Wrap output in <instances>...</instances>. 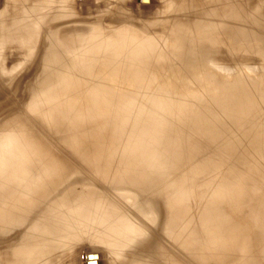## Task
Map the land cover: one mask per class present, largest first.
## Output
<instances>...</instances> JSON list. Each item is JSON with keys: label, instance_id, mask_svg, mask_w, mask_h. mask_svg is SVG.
Returning <instances> with one entry per match:
<instances>
[{"label": "rangeland", "instance_id": "1", "mask_svg": "<svg viewBox=\"0 0 264 264\" xmlns=\"http://www.w3.org/2000/svg\"><path fill=\"white\" fill-rule=\"evenodd\" d=\"M41 1L0 0V31L6 39L19 35L21 18L48 11L55 51H63L55 56L54 96L74 102L69 107L58 103L61 108L56 106L51 122L30 109L42 47L29 53L20 42L10 41L0 60V129L10 144L22 149L35 146L44 158L37 164L65 166L69 184L59 186L62 181H57V188L52 186L57 193L53 196L51 189L50 200L57 201L70 188L77 193L72 201L88 196L92 204L96 197L122 208L145 231L142 237L136 235L140 242L134 250L141 251L144 243L146 264H172L179 230L181 264H231L243 256L240 244L246 254L243 251L237 264L264 263V252L257 251L264 245V0H53L45 7ZM119 29L125 30L120 39L132 41L125 45V40H113L110 36ZM94 33L105 36L94 39L98 36ZM66 50L74 59L81 51L86 56L76 63H59L68 55ZM101 87L113 94L105 96L109 98L103 102L105 115L99 111L103 107L98 98L91 109L85 107L90 92ZM131 141L137 146L130 147ZM123 161L124 165L135 161L146 172L149 166L157 171L171 168L151 191L140 194L141 200L133 190L109 184L105 172ZM127 192L138 197L137 204L127 202ZM141 206L146 210L141 212ZM261 226L258 244L255 232L258 235ZM19 234V228H8L7 263H13L11 250ZM69 239L73 241L51 243V248H59L49 255V263L97 264L101 256L100 264H126L122 260L132 256L128 250L125 257L119 253L121 258L116 257L119 254L113 258L110 249H100L89 236ZM91 251L97 254L87 255ZM254 258L258 263L251 262Z\"/></svg>", "mask_w": 264, "mask_h": 264}, {"label": "bare ground", "instance_id": "2", "mask_svg": "<svg viewBox=\"0 0 264 264\" xmlns=\"http://www.w3.org/2000/svg\"><path fill=\"white\" fill-rule=\"evenodd\" d=\"M51 1H53V0H42L40 2V4L42 3V7L43 6L45 7V6H47V4L51 5V3H50ZM39 6H41V5H39ZM48 7H49V5H48ZM30 10H32V9H29V11ZM23 11H25V10H23ZM41 11H43V10H41ZM7 12H9V11H7ZM47 13H48V11L45 14H44V12L43 13H34V14L30 13L31 15L28 14V16H26L25 18H21V19H24V21H20L17 24L18 28L21 30L19 35L11 34L9 36V39L5 38V36L1 33V31H2L1 30L0 31V60L4 57L3 56L4 47L10 41H18V42H20L21 45H23V47H25V48L27 47L28 48L29 53L32 52V51H35V49L39 45H40V47H42V50H40V51H42L41 52L42 56H40V58L42 57L40 59L41 60L40 62H42V63H40L41 71H40V73H38L37 79H35L34 86H36V89L34 91L35 94L33 95V99L34 100L33 99H32V101L30 100L31 102H30L29 106H30V109L35 110L38 114L42 115L45 119H47L49 122H51V121H55L54 119H55V113H56V106H57L58 103H61L60 105H68V107H69V106H72V101L74 102V100H72L70 98L69 99H67V98L66 99L65 98L56 99L55 96H54L55 91H54V87L53 86H55V85H53V80H54V78L56 76V71H57L55 69V66H54V61L56 60L55 56L57 54H58L57 57L61 56L63 51L61 53H58L57 50L55 51V47H54V44H53V40H54V38H53V35H54L53 28H51V26H50L51 24L49 22L50 21L49 19L51 17H49L48 16L49 14H47ZM25 14H27V13H25ZM25 14H23V15H25ZM51 15H53V14H51ZM19 16L22 17L21 15H19ZM54 17H56V16H54ZM54 19L55 18H53V20ZM12 30H13V28H12ZM80 30L83 31L81 28H80ZM80 30H77V31L81 32ZM127 30L129 32V29H127ZM93 31H95V30H93ZM124 31L122 29H119L115 33H112V35L110 37L113 40H115V39L119 40L120 38L123 37V35H124L123 32ZM131 31H133V30H131ZM247 32H249V31H247ZM94 34L98 35L94 39H97L99 37L102 40V37L105 36V35H102L101 33H94ZM81 37H83V36H81ZM81 37H79V38H81ZM132 39L135 41V38L133 36H132ZM120 40H123V42L125 40L126 41L125 45L128 44L129 41H132V40H127V39H120ZM125 45H123V46H125ZM145 45L148 48L150 47V45L148 43H146ZM145 45L143 44L144 47H146ZM137 46L140 47V48H144L142 46V44H137ZM84 49H86V47H84ZM66 53H68V51ZM80 53L81 54H78V55H81V56H79V58L76 57L75 59L73 58L72 54L68 53L67 56L58 59V62L59 63H67V62H69V60H73L74 63L79 62L81 57L86 56V54H84L85 52L81 51ZM117 53L119 54V52H117ZM125 53L126 52H120L121 55H125ZM131 55H134V54H131ZM102 56L103 55H101V58H102ZM105 56H107V55L105 54ZM107 60H109V59H106V58L103 59V61H107ZM3 62H5V60ZM0 64H2V63L0 62ZM3 67L5 68V66H3ZM5 70H2V71H5ZM7 71L10 72L11 70L10 71L7 70ZM14 71L12 72L13 74H14ZM4 73H6V72H2V74H4ZM5 75L7 76V74H5ZM91 77L96 78L98 76L92 75ZM7 79H8V77H7ZM82 83H84V82H82ZM88 83H89V81H88ZM97 84L99 86L98 82H97ZM79 85H81V83ZM102 88L103 87H101V89H98L96 91H92L91 90L92 92H90L91 94L90 93L89 94L92 97L90 98V100H88V101L86 100L88 102V105L86 104L85 107H89V109H91L92 108L91 107L92 106V102L96 101L95 98H98V100L101 101L102 107H103V102H106V100L109 99V98L107 99V97H105V96L111 97L113 94L112 95L109 94L110 91H107L106 89L102 90ZM66 89H65V91H66ZM67 91H68V89H67ZM71 91H72V89L70 90V92ZM112 93H114V92H112ZM51 94H52V96H51ZM57 94L60 95L59 92H57ZM82 94H80V96ZM82 97H81V99H82ZM76 99H77V97H76ZM76 102H78V101H76ZM83 102H85V101H83ZM161 105L163 106V104H161ZM59 108H61V107L57 106V110H59ZM101 110H104V107L101 108L99 111L102 113V115H105L103 113H105L106 111L104 110L102 112ZM71 111H72V109H71ZM67 115H69V114L67 113ZM69 117H70V115H69ZM66 119H67V117H66ZM71 120H73V119H71ZM74 122H76V121L74 120ZM1 134H2V131L0 129V264H10V263H7V262H9L7 260L8 259L7 255H9V254H7V250H9V249H7V247H8L7 246V242L9 240L8 239L9 238L8 228H10L12 226L14 228H19L20 231H21V234H19L18 239H15L16 240V245L14 246V248L12 247L13 250H11L13 256L10 253L11 254L10 256L14 257L16 259L15 260L13 258V260L11 261V262H13L12 264H48L50 262L49 255H51L53 251H55L57 248H59L57 245H55L54 247L51 248V245L54 244V243L51 244L52 242H63L64 241L63 244H66L68 242L70 243L71 241H73V240H70L69 238H72V239L78 241V239L80 237H87V236L92 238L93 241H95L98 244H100V246H99V247H101L100 249H102V248L110 249L111 253L113 254V258L116 255H118L119 253L121 255L123 254V256L125 257V254L123 252H125V251L127 252L129 250V255L130 254L132 255L131 258L127 260V258L125 257V259L122 260L123 262L127 261L126 264H146V262H148L147 261V252H148V250H147V247L143 245L144 244L143 243V239H142V243L143 244H141L142 246L140 248H138L140 250L142 249L143 251L142 250L141 251H135L134 250L135 245H138L139 242H140L138 240V238L144 236V234H145V231L141 230L140 226L138 225V222L135 219H133L132 217L128 216L127 213L125 211H123L122 208H121V210L115 209L114 208L115 206L114 207L111 206L108 202L103 201V199H99V201H98V198H96V197L95 198L93 197L94 200H96V199L97 200L94 201L92 199V202L94 201L92 204H90L91 203V201H90L91 198L88 197V196H80L77 200L75 199V201H72L73 200L71 198V197H73L72 195L75 196V195H77V193H74V191H71L73 189L70 190V188H68L69 189L68 192L66 191L67 194L65 196H63L61 198L59 197L60 200L58 198H56L57 201H55V199H54V201H51L50 198L52 197V195L49 198L50 194L53 193L51 189H53V191H54V194H53V196H54L57 193L54 190L58 186V185H56L57 181H60V180L62 181L61 183L57 182V183L60 184L59 186L65 185V183L69 184L67 182V179H68L69 176H67V174H66L67 170H66L65 166H64V168L63 167H58L57 163L49 162V161L47 163H45V164H37V163L43 162L44 158H43V156H42L43 159L41 158V155L37 152L35 146H28L27 149H22L21 147L17 146V144H15L13 142H11V144L8 143V141L4 137V135H1ZM133 144L136 145L137 143L135 144L134 142L131 141V143H129L128 145H130V147L132 145V147H133ZM142 144H144V143H142ZM9 155H10V157H9ZM130 160H131V158H130ZM133 160H134V158H133ZM127 163L128 164L124 165L125 163L123 161V165L122 166L119 165L120 166L119 167L118 164H116L117 166L116 167L114 166L113 171L110 170L108 172L107 169H109V168H106L105 171L106 170L107 171L106 172L104 171V172L106 174H108V177L110 179L109 180L110 181L109 184H111L113 187H115V188L117 187L118 189L122 188V189L133 190L134 192L138 193L139 196H142L140 194H145L149 190L151 191L156 186L155 182H157L158 180L160 181V178L167 173L166 172L167 171V167L171 168L168 165L166 167L163 164L165 166V168L157 171L156 169L154 170V169H152L153 167L148 165L151 169L148 168V166H146L148 168V170H149V172H146L141 167L142 165L141 164L138 165V163L136 164L135 161L132 162V163L129 161ZM119 164H122V163H119ZM105 167H106V165H105ZM172 171H173V169H172ZM106 177H107V175H106ZM63 180H66V181L63 182ZM202 182H203V179H202ZM173 184H174V182H173ZM55 185H56V188L55 187L53 188L52 186H55ZM157 186H159V185H157ZM159 187H158V189H159ZM59 188L60 187H58V189ZM161 189H162V187H161ZM50 190H51L52 193L49 192ZM155 190H157V189H155ZM163 190H164V187H163ZM165 190H166V188H165ZM176 190H178V188ZM66 192L64 191V194ZM64 194H62V195H64ZM127 194L129 196L128 199L125 197V195L127 196ZM125 195L123 197L127 199V202H130V203L132 202L133 203V201L135 200V203L136 202L138 203V197L135 194H134V196L136 197V199H134L133 195H132L133 196V198H132L131 193L129 195V193L127 192ZM130 196H131L132 199L130 198ZM89 198H90V200H89ZM139 198H141V197H139ZM129 199L131 201H129ZM142 199H143V196H142L141 200ZM141 200L139 199V201H141ZM164 200H165V198H164ZM252 200H253V198H252ZM87 201H90V202L87 203ZM147 202H149V200ZM140 203H142V202H140ZM145 204L148 205L147 203H145ZM164 206H165V204H164ZM179 206H180V204H179ZM256 206H258V205H256ZM141 207H142L141 208L142 211L140 210L141 212L146 210V208H144V210H143V206H141ZM144 207H146V206H144ZM36 208H38V210H36ZM255 209H257V208H255ZM175 210H176V208H175ZM175 210H174V215H175V219H177L178 216H176ZM140 211L138 212L139 215H140ZM180 212H181V210H180ZM252 212H254V211H252ZM248 214H246V215H248ZM142 215H144V214L142 213ZM144 217H147L146 214L144 215ZM261 218L264 219V216L261 217ZM175 219H174V222H175ZM180 221H181V219H180ZM172 226H173V224H172ZM175 227H176V225H175ZM181 227L179 226L178 228H181ZM222 227L223 226H221V228ZM260 228H261V230L259 229L260 232L258 230V232L260 234L258 233V235H257V231L255 232L256 236L258 237L256 239L257 241H258V239L261 238L259 235L262 236V234H263V232H261L263 227L261 226ZM138 229H139V231H138ZM173 229H174V227H173ZM14 230L15 229H13V231ZM85 231H87L86 234L83 233ZM141 231H142V233H141ZM143 231H144V233H143ZM171 231H172V229H171ZM137 232H138V234H137ZM179 232H180V230H179ZM179 232H177V235H178ZM220 232H221V230H220ZM251 232H253V231H251ZM174 234H176V233H174ZM136 235L139 236V237H137ZM177 235L176 236L174 235V242L175 243H173V246L171 245L173 247L174 251H175V255H173L174 257H173L172 262H171L172 264H181L180 260H179L180 259L179 258V254H180V248H181L179 246H180L181 238L178 237ZM191 238H193V237H191ZM171 239H172V236H171ZM171 239H170V242H171ZM244 239L246 241V237ZM262 239L264 240V234L262 236ZM262 239H261V241H262ZM253 240H254V238H253ZM137 241H139V242H137ZM261 241H258V244ZM172 242H173V239H172ZM221 242H222V240H221ZM227 242H225V243H227ZM229 243L232 244V242H229ZM245 243L243 245H245ZM227 244L225 245L226 247L228 246ZM262 244L263 243H261L260 245H262ZM217 245H219V244H217ZM222 245H224V244H222ZM240 245H241V247H239V249H240L241 255L244 256V254H242V253L246 249H244L245 247H243L242 244H240ZM260 245L258 246L259 249L261 248ZM132 247H133L134 252H132V250H131ZM231 248H233V247H231ZM68 249H70V247H68ZM262 249L264 250V245L262 246L261 251L257 250L258 254L260 252H262V253L264 252V251H262ZM168 250L170 251V249H168ZM238 250H236V251H238ZM153 251H154V249H153ZM225 251H226V248H225ZM154 253H155V251H154ZM214 253H215V251H214ZM244 253L246 254L245 251H244ZM90 254H92V255L94 254L95 255L97 253L91 251L87 255H90ZM120 254L118 256H116V257L118 258L120 256ZM168 255L169 254H167V256ZM170 255H172V254H170ZM215 255H218V254H215ZM232 255L234 256L236 254H232ZM237 255L240 256V254H237ZM250 255H251V253H250ZM10 256H9V258H10ZM123 256H122V258H124ZM230 256H231V254H230ZM243 256L235 257L234 260L232 259V261L230 263L231 264L239 263L243 259ZM98 257H99V260H97V264H100L101 256H98ZM219 257L221 258V256H219ZM246 257H248V255H246ZM253 257H254V255H253ZM119 258H121V257H119ZM249 258H251V257H249ZM160 259H161V257H160ZM154 260H155V258H154ZM213 260H215V259H213ZM216 260H217V257H216ZM256 260L254 258V261H251V262H255ZM263 260H264V256H263ZM117 261H118V259H116L115 262L118 263ZM222 261H223V258H222ZM229 261H230V259H229ZM256 262L258 263V261H256ZM166 263L162 262L160 264H166ZM249 263H250V261H249ZM260 263H263V262H260ZM260 263H258V264H260ZM49 264H52V263H49ZM213 264H214V262H213ZM240 264H242V263H240ZM250 264H253V263H250ZM254 264H256V263H254Z\"/></svg>", "mask_w": 264, "mask_h": 264}, {"label": "water", "instance_id": "3", "mask_svg": "<svg viewBox=\"0 0 264 264\" xmlns=\"http://www.w3.org/2000/svg\"><path fill=\"white\" fill-rule=\"evenodd\" d=\"M89 258H91V257H89Z\"/></svg>", "mask_w": 264, "mask_h": 264}]
</instances>
